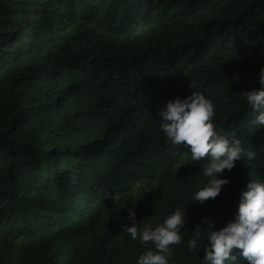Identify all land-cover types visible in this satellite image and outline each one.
<instances>
[{
  "label": "trees",
  "instance_id": "16d2710c",
  "mask_svg": "<svg viewBox=\"0 0 264 264\" xmlns=\"http://www.w3.org/2000/svg\"><path fill=\"white\" fill-rule=\"evenodd\" d=\"M261 65L264 0H0V264H136L153 246L121 231L128 208L139 229L178 206L168 264H202L208 224L234 219L244 173L264 179V124L243 97ZM191 82L217 130L255 153L202 204L191 196L207 157L166 141L157 114Z\"/></svg>",
  "mask_w": 264,
  "mask_h": 264
},
{
  "label": "clouds",
  "instance_id": "9594fccd",
  "mask_svg": "<svg viewBox=\"0 0 264 264\" xmlns=\"http://www.w3.org/2000/svg\"><path fill=\"white\" fill-rule=\"evenodd\" d=\"M259 88L243 91V97L254 114L251 124L258 128L264 124V65L258 71ZM185 96H176L167 100L158 110L161 117L159 127L166 141L172 145H182L190 154L191 161L207 157L202 163V186L192 193L191 201L204 203L215 198L229 178L222 176L224 170H231L238 159L246 157L249 161L255 153L242 147L241 140L234 133L225 134L217 130L213 123L214 104L199 90H192ZM184 164L175 165L176 169ZM243 175V190L240 193L236 214L225 226L213 229L211 219L204 233L206 243L203 246L202 264H242L237 260L233 249H239V255L247 264H264V179H250V171ZM130 224L121 225V231L138 240L140 245L148 242L153 247H145L135 260L136 264H168L172 254V245L181 243L186 223L185 207H175L169 211L162 222L145 223L137 227L135 212L128 208ZM198 225L186 241V251L197 249L201 240Z\"/></svg>",
  "mask_w": 264,
  "mask_h": 264
}]
</instances>
